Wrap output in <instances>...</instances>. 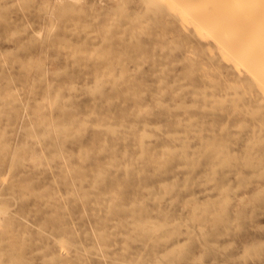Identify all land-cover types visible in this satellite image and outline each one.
<instances>
[{
    "label": "rangeland",
    "instance_id": "1",
    "mask_svg": "<svg viewBox=\"0 0 264 264\" xmlns=\"http://www.w3.org/2000/svg\"><path fill=\"white\" fill-rule=\"evenodd\" d=\"M198 2L236 50L165 4L0 0V264H264V36Z\"/></svg>",
    "mask_w": 264,
    "mask_h": 264
},
{
    "label": "bare ground",
    "instance_id": "2",
    "mask_svg": "<svg viewBox=\"0 0 264 264\" xmlns=\"http://www.w3.org/2000/svg\"><path fill=\"white\" fill-rule=\"evenodd\" d=\"M129 1V0H128ZM149 4L153 5L154 8L158 10H163L162 6H166V8L170 9L172 13H176V16L182 21L183 24L192 23L196 26V31L201 33V35H205L207 37H211L216 41L217 48H224L226 51L230 49L236 50L239 46L231 43L230 41H226L221 37V33L223 30L227 28L225 25L224 28L220 27V25L212 26L209 23V16L206 11L195 7L198 1H202L203 3H207L213 6L215 9L217 6L220 8H225V16L230 17L229 19L243 21L245 24L244 32L241 35H238V40H241L246 35L247 37L243 40L244 42H248L250 46H252L257 40L255 39L256 35L264 36V0H236L231 4V0H144ZM220 1H223L220 3ZM127 2V1H126ZM245 3L248 12L244 14L243 12L240 14V9L243 8V4ZM239 13L236 17L235 14ZM248 15V16H247ZM247 16V17H246ZM235 24V23H233ZM230 29H233V25ZM212 31H216L217 34H212ZM234 57L236 55L233 54ZM240 63H243L242 60L238 59ZM264 61V59H263ZM264 71H260L259 76H263ZM3 205V204H2ZM1 207V206H0ZM5 207V206H4ZM3 209V207L1 208ZM0 209V212L3 211ZM8 210V209H7ZM6 210V211H7ZM7 213V212H4Z\"/></svg>",
    "mask_w": 264,
    "mask_h": 264
}]
</instances>
